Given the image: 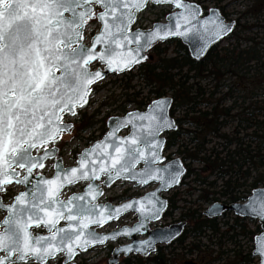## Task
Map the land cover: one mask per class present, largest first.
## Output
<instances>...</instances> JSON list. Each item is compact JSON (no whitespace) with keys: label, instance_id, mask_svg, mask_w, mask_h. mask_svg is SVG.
I'll use <instances>...</instances> for the list:
<instances>
[{"label":"snow or ice","instance_id":"6c2138e0","mask_svg":"<svg viewBox=\"0 0 264 264\" xmlns=\"http://www.w3.org/2000/svg\"><path fill=\"white\" fill-rule=\"evenodd\" d=\"M151 2L174 5L179 11L170 14L166 24L134 31L137 14L149 0H0V193L6 194L12 183L30 185L10 205L0 197V208L8 212L0 231V264L55 260L74 264L81 252L120 235L139 233L147 221L160 218L165 201L155 192L115 208L92 203L102 195L93 183L84 195L61 200L60 193L66 185L99 180L102 175L109 185L121 177L140 184L159 181L161 189L179 184L185 169L180 161L163 164L166 158L159 139L161 131L175 127L166 99L154 101L147 113H128L115 120L105 141L81 154L78 167L65 169L57 162L53 178L40 176L35 183L30 179L59 151L56 143L72 127L64 123L62 114L75 116L77 107L87 104L91 86L103 79L104 71L90 70L92 62L99 61L112 73L130 71L148 59L146 49L171 37L198 43L193 52L199 57L233 30L218 9L202 19L200 6L188 0ZM91 20L101 22L102 28L89 47L83 39ZM98 45H103L99 51ZM127 125H132V134L117 141V130ZM40 150L42 154L33 155ZM141 162L143 168L137 171ZM136 204L141 220L134 228L101 235L90 227H103ZM246 207L264 219V192L254 193ZM219 212L208 210L209 215ZM61 221L64 227L59 226ZM33 228H44L48 235H35ZM176 235L170 233L164 239L170 242ZM257 239L256 251L264 261V237ZM154 244L152 239L141 240L120 251L147 256Z\"/></svg>","mask_w":264,"mask_h":264},{"label":"trees","instance_id":"16d2710c","mask_svg":"<svg viewBox=\"0 0 264 264\" xmlns=\"http://www.w3.org/2000/svg\"><path fill=\"white\" fill-rule=\"evenodd\" d=\"M202 8L205 13L207 7ZM217 8L228 19L226 7L217 5ZM234 20L232 32L212 44L199 59L190 57L179 39L156 43L148 49V59L133 68L148 87L146 93L141 95L137 90L132 98L115 108L122 114L128 110L126 103L140 109L152 99L167 95L172 98L170 114L177 128L167 132L164 148L176 147L175 153L186 167L179 184L188 178L192 191L198 194L192 204L181 209L179 217L186 220V228L167 247L176 244L190 252L202 245L207 248L213 239H218L219 246L226 241L236 243L238 234L252 240L260 231L259 226L251 230L245 223L247 219L240 217H235L230 225L225 221L220 230L216 218L202 213V205L212 200L239 201L254 188L264 187V0H250ZM130 74L131 71L121 75L127 78L126 85L131 80ZM98 112L96 109L90 118ZM91 125L92 122L88 124ZM216 188L219 189L215 191ZM175 196H168L163 216L177 208ZM117 197L125 199L124 194ZM202 238L208 239L206 245L200 244ZM224 253L219 250L218 256L212 257V250H208L199 262L211 264ZM230 259L219 263H256L251 249L233 250ZM146 261L169 264L163 248H158L150 258L129 257L122 264H146Z\"/></svg>","mask_w":264,"mask_h":264},{"label":"rangeland","instance_id":"374dc122","mask_svg":"<svg viewBox=\"0 0 264 264\" xmlns=\"http://www.w3.org/2000/svg\"><path fill=\"white\" fill-rule=\"evenodd\" d=\"M188 1L197 2L199 0ZM249 3L250 0H200L199 4L204 5L207 8L217 7V5L225 6L228 12V19L234 20ZM148 12V17L150 19H155L158 17V14L154 11L153 8L149 9ZM94 24L95 21L91 20L89 26L93 27ZM225 42L226 41L222 42V44H225ZM173 46L174 44L171 43L170 48H172ZM93 67H96V65H93ZM130 75L131 80L128 85H126L127 78H122L121 75L111 74L107 76L104 80L98 83L94 89H92L91 94L87 99V104L81 109H76L77 114L73 117L74 125L72 129L69 133H63V139L58 141L63 147L65 165L74 164L76 159L75 154L80 148L87 145L95 138L98 137L100 139L102 137L103 129H106L107 118L109 116L120 115V113L115 108H117L121 104H124L128 98H132L133 93L137 90L141 91V95H144L146 93L148 87H145L144 83H142L141 79L138 77V70H132ZM133 107V103H126V108L128 110L134 109ZM96 109H98L99 112L95 115L94 118H90ZM90 122H92V125L88 126ZM175 149V146L166 149L164 151V155L170 156V158L174 157ZM153 186L154 185H149L146 188H140L134 187L131 183L119 181L114 183L111 187L107 188L101 199L103 201L113 200L112 202H116L117 200H119L117 196L120 194H124L125 197L130 195H137L143 191L152 189ZM192 188L193 185L189 183L187 178L180 186L165 193L166 197L176 194L175 205L177 206V208L172 210L170 218L175 219L176 217H178L182 208L192 204L193 200L198 194V191H192ZM79 189L80 186H71L65 189V193L68 194ZM218 189L219 188H216L214 190L217 191ZM207 205L208 204H204L202 206L206 208ZM167 219L168 217L165 218V222H167ZM232 219L233 217L230 213L219 218L218 224L219 226H221L220 230L225 227V225H223L225 221H227L228 225H230L232 223ZM245 223L251 230H255L257 226H259L257 219L246 220ZM238 229L239 227H237V231ZM235 240L236 243H233L232 241H226L223 242L222 246H219L218 239H213L212 243H210L207 248H204V246L202 245L200 248L190 252L187 248L184 249L183 247H177L172 244L171 246L166 247L163 252L166 254L169 264H182L185 260H193L199 264H204L200 263L199 260L204 253L206 254V251L212 250V257H216L218 256L219 250H224L226 253L221 256V259H216L211 263L220 264L224 262L225 259L226 261L229 260L230 262L233 250L247 251L250 250L253 246V240H251L248 236L238 234ZM187 241H189V239H187ZM207 243V238L200 239V244L206 245ZM88 254V258L91 264H108L110 250L108 251L107 248L96 247L91 249ZM256 259L257 258L255 257V261ZM119 264L122 263L120 262ZM146 264H150V262L146 261Z\"/></svg>","mask_w":264,"mask_h":264},{"label":"water","instance_id":"95a60500","mask_svg":"<svg viewBox=\"0 0 264 264\" xmlns=\"http://www.w3.org/2000/svg\"><path fill=\"white\" fill-rule=\"evenodd\" d=\"M188 2L196 3V2H192V1H188ZM148 4L156 5V4L152 3L151 0H149V3H148ZM196 4H198V3H196ZM198 5L200 6V8H201V10H202V19H203V18H206L207 16H210V15H211V10H213V9H218L217 7H209V8L206 10V12L203 13V9H202L201 5H200V4H198ZM171 7H172L173 11L170 12V13H168V14L166 15L164 21H156V22H154V23L152 24V26H151L150 28H146V29L135 28V29H133V30H134V31H135V30H150V29H152V28L154 27V25H155L156 23H160V24H166V23H168V22H169V16H170V14L179 11V9H176L174 5H171ZM218 10H219V9H218ZM219 12H220V10H219ZM220 13H221V12H220ZM222 16H223V15H222ZM223 17H224V16H223ZM224 19H225L227 22L232 23V24H233V27H234V25H235V20H227L225 17H224ZM97 21H98V20H97ZM98 22H99V21H98ZM99 24H100L99 30L91 36L90 41H89V44H85V43H84L85 45L91 47L95 35H97V34L101 31L102 24H101V22H99ZM226 36H227V35H226ZM226 36H225V37H226ZM225 37H223V38H225ZM174 38L179 39V40L181 41V43H182L183 45L186 46V48H187V50H188V53H189L190 57H192V58H194V59H199V58H201V57L205 54V52L207 51V50H206L201 56L197 57V56L194 54V52H193V47H194V46H198V43L190 42L189 40H187V39H185V38H183V37H171V38H169L168 40H170V39H174ZM223 38H222V39H223ZM220 40H221V39H220ZM218 41H219V40H218ZM218 41H216V42H218ZM164 42H165V41H164ZM216 42H215V43H216ZM213 44H214V43H213ZM211 45H212V44H211ZM211 45H210V46H211ZM132 46L135 47V45H132ZM210 46H209V47H210ZM102 47H103V45H98V46H97V51H99ZM209 47H208V48H209ZM147 51H148V49L145 50V53H144L145 55H146V52H147ZM95 63H97L98 66H97L96 68L92 69L91 66H92L93 64H95ZM133 68H134V67H133ZM133 68H132V69H133ZM132 69H131V70H132ZM90 70H92V71H96V70H102V71H104L103 79L99 80V81L96 82L95 84H97V83L101 82L102 80H104L108 75H111V74H117V75H120V74H123V73L129 72V71H125V72H122V73H112V72H108V71L105 70V65L102 64V63H100L99 61L92 62V64L90 65ZM131 70H130V71H131ZM95 84H93V85L91 86V89H92V87H93ZM90 93H91V92H90ZM89 95H90V94H89ZM88 97H89V96H88ZM165 99L169 101V106H168V108H167V114H168L169 118L175 122L174 118H173L172 116H170V114H169V110H170L171 105H172V98H171V96H162V97H158V98H155V99L151 100L150 103L146 106V108H145L144 110H136V109H134V110H129V111L125 112L123 115L109 116V117L107 118V120H106V132L104 133V135H103L99 140H96V141L92 142L90 145H88L87 147L82 148V149L79 151V153L77 154V156H76V160H75V163H74L73 165H64L63 157L60 156V155H57V156H56V154L58 153V152H57L56 154H54L53 156H51V157H49V158L47 159V160L53 159V172H52V174H51L50 176H45V175L42 174V173H33V176L30 177V179L32 180L33 183H35L36 179H38L40 176H42V177L45 178V179H51V178H53V177L56 175V168H55V165H56L57 162H61L63 168H65V169H71V168H73V167H78V166H79V160H80V156H81V154L84 153L86 150L91 149V148H92L94 145H96L97 143H100V142L105 141V138L107 137V134H108L110 131H112L113 128H114V126H115V120H117V119H124V118L127 116L128 113H135V112L147 113L148 110H149V107L153 104L154 101H157V100H165ZM77 108H80V107H77ZM66 113L72 115V114L69 113V112H66ZM64 123H66V124H70V125H72V127H73V123H72V122H64ZM72 127H71V128H72ZM176 128H177V124H176V122H175V127L170 128V129H164V130L161 131V133L159 134V139L163 142V143H162V154H163V147H164V142H165V137H164L163 134H164L165 132H167V131L175 130ZM70 130H71V129H70ZM70 130L65 131L64 133H69ZM123 130L126 131L125 134H121V132H122ZM132 132H133V127H132V125H127V126L120 127V128L117 130V132H116V140L118 141L119 139L127 138V137H129V136L132 134ZM55 147H57V146H55ZM57 148L59 149V147H57ZM40 154H42V151H41ZM33 155H34V154H33ZM35 155H37V154H35ZM163 156H164V155H163ZM93 159H97V157H96V156H93ZM45 161H46V160H45ZM45 161H44V162H45ZM171 161H180L181 164L183 165L184 169H185V166H184L182 160H181L180 158H178V157L172 158V159H170V160H166V159H164L163 164L166 165V164H168V163L171 162ZM98 166H99V160H97V167H98ZM142 168H143V162L137 164V166H136V170H137V171L142 170ZM37 169H39V168H37ZM21 174L23 175L24 173L22 172ZM105 180H106V176H103V175H102L101 178H100L99 180H94V181H78L77 183H75V184H73V185H66V186L62 189V191H63L64 189H66V188H68V187H70V186H74V185H76V184H78V183H80V182H84V183H85L81 191L72 192V193L68 194L66 198H61V193H60V199H61V200H67V199H69L70 197H72L73 195H84V194L86 193V191H87V187H88V184H89V183H93V184H95L96 186H98L99 189H100V191L102 192V195H103V193H104V189H105V188L110 187L113 183H115V182L118 181V180H124V181H128V182L133 183L134 186L145 187V186H147V185H149V184H155L156 186H155L153 189H151V190L145 192V193H144L143 195H141V196L130 198V199L125 200V201H123V202H121V203H118V204H114V203H111V202H109V201L100 202L99 199H100V197H101L102 195H99L95 201H92V203H95V204H97V205H102V206H103V205H111L112 208H115V207H118V206H121V205H124V204L132 203V202H134V201H141V200H144L146 197L151 196V194L155 192L156 195L159 197V199L165 201V207H164L163 210H162V212H163V211L166 209V207H167V199H166L165 197L161 196V194L164 193V192H167V191L171 190L172 188H174L175 186L178 185V184H177V185H174L173 187H171V188H169V189H161V186H160V182H159V181H150L148 184H140V183H137L136 181H133V180H130V179H129V180H125V179H123V178L121 177V178L115 179V180L109 185V184L105 183ZM12 184H13V183H12ZM15 184H16V183H15ZM20 185H22V190H20V191L14 196V198H15L17 195H19L21 192H24V191L28 190V188L30 187V185H25V184H20ZM62 191H61V192H62ZM257 192H264V187H257V188H254V189L251 191V194L248 196V198H247L244 202H242V203H240V202H235V203H230V204H224V203H221V202H214L213 204H211L210 206H208V207L204 210L203 213H204V215H205L206 217H208V218H212V217L219 216L220 214H222V213L225 212V211H232L235 215L240 216V217H248V218H255V219H257V220H258V223L260 224V229H261V231H260L258 234H256V235L254 236V247H253V250H252V255H253V256H256V257L258 258V262H257L256 264H264V261H262L261 256H260V255L257 253V251H256V249H257V247H258V239H257V238H259V237H264V219H261V218L258 217V216H254V215L252 214L251 210L248 209V208L246 207L247 204L249 203V200L252 198L253 194H254V193H257ZM0 197H1V196H0ZM14 198H13V200H12L10 203H4V204H5V205H10V204L14 203ZM145 203H147L146 200H145ZM138 207H139V205L136 204V205H134L133 208H130V209H128L127 211H122L121 214H120V216H119V217H121V216H123L125 213H128V212H134L135 215H136L137 220H136L131 226L124 225V226H122V227H120V228H118V229H114V230H111V231H109V232H98V231L96 230V228H101V227L98 226V225H91L90 227H91L94 231L98 232V233L101 234V235L111 234L113 231L122 230V229H124V228L132 229V228H134V227L140 222V220H141V215H140V213L136 210V208H138ZM211 208L220 209V212H219L218 214H215V215H209L208 210L211 209ZM0 210L4 211V215H3V217L0 219V231H2V230H3V221H4L5 218L8 216V212H7L4 208H0ZM162 212H161V214H162ZM160 217H161V215H160ZM159 219H160V218H159ZM159 219H154V220H149V221H147L146 228H145V229H142L139 233H135V232H133L131 235H120L119 237H117L116 239H119V238H125V239L127 240V242L124 243V244H120V245H118V246H115V247L112 249V251H111V257L108 259V264H118L121 256H122V257H127L128 255H130V254H125L124 252L120 251V249H122L124 246L129 245V244H132V245L136 246V245L138 244V242L141 241V240L152 239V240L155 241V244H154V250L150 251V253H151V252L155 251V249H156V245H158V244H168V243H169V241H167V240L164 239L165 236L169 235L170 233H177V235H176L173 239H171V241H173L176 237H178V236L182 233V231H183V229H184V227H185V225H186V222H185V221H179V222H176V223L169 224V225H167V226L156 227V228H153V229H149V222H151V221H157V220H159ZM114 220H116V219H114ZM114 220H112V221H114ZM112 221H109V222H112ZM109 222H107V223H109ZM107 223H106V224H107ZM106 224H105V225H106ZM59 226H60V227H64V226H65V222H64V221H61ZM33 229H36V228H33ZM33 229H32V231H33ZM40 229H42V232H36V233L33 232V233H34L35 235H48V232H47L46 229H44V228H40ZM116 239H114V240H116ZM114 240L110 239L109 241H114ZM171 241H170V242H171ZM97 246H100V245H97ZM94 247H96V246H94ZM91 248H93V247H91ZM91 248H89V249H91ZM89 249H88V250H89ZM150 253H149V254H150ZM132 254L139 255V256H141V257H146L145 255L138 254V253H132ZM147 256H148V255H147ZM74 264H76V263L74 262ZM183 264H198V263H196V262H194V261H192V260H187V261H185Z\"/></svg>","mask_w":264,"mask_h":264},{"label":"built area","instance_id":"2783aa9c","mask_svg":"<svg viewBox=\"0 0 264 264\" xmlns=\"http://www.w3.org/2000/svg\"><path fill=\"white\" fill-rule=\"evenodd\" d=\"M149 10H146L145 12H142L140 14H138L137 16V20H136V23H135V27H141V28H148L151 26V24L153 23L154 20H156L157 18H159L160 20H163L164 16L166 13H168L170 11V7L169 6H166V5H163V6H158L154 9V11L158 14V17L157 18H152L150 19L148 17V12ZM154 12V13H155ZM51 166V162H46V168L45 170L47 171V174H49V168ZM18 191V187L14 188V186H9L7 188V192H6V195H5V200L6 201H10L11 198L17 193ZM135 218L133 216V214H127L125 216H123L122 218H120L118 221L116 222H113L107 226H105L104 230H111V229H114V228H117L123 224H132L134 222ZM170 219H167V222H169ZM154 226V224H153ZM89 252L87 253H84V254H80L76 259L75 261L79 264H91V262L89 261ZM55 263V261L51 262V264Z\"/></svg>","mask_w":264,"mask_h":264},{"label":"flooded vegetation","instance_id":"af4514ba","mask_svg":"<svg viewBox=\"0 0 264 264\" xmlns=\"http://www.w3.org/2000/svg\"><path fill=\"white\" fill-rule=\"evenodd\" d=\"M90 22V21H89ZM85 33V32H84ZM85 41H84V39H83V43H84ZM165 142H166V136H167V132H165ZM165 142H164V147H165ZM3 195H4V193H0V196L3 198Z\"/></svg>","mask_w":264,"mask_h":264}]
</instances>
